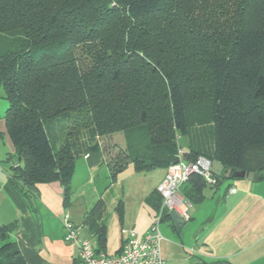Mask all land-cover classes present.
<instances>
[{
	"label": "trees",
	"instance_id": "trees-1",
	"mask_svg": "<svg viewBox=\"0 0 264 264\" xmlns=\"http://www.w3.org/2000/svg\"><path fill=\"white\" fill-rule=\"evenodd\" d=\"M0 89L9 184L32 211L38 184L66 204L76 161L100 149L112 180L167 169L190 125L187 162L264 180V0H0ZM15 228L0 225V264H26Z\"/></svg>",
	"mask_w": 264,
	"mask_h": 264
},
{
	"label": "crops",
	"instance_id": "crops-1",
	"mask_svg": "<svg viewBox=\"0 0 264 264\" xmlns=\"http://www.w3.org/2000/svg\"><path fill=\"white\" fill-rule=\"evenodd\" d=\"M179 138V157L187 161L194 147ZM128 140L121 133V150ZM13 152L0 117V225L16 226L10 239L26 264H78L76 246L64 240L65 214L95 252L115 257L131 232L138 237L147 232L160 208L156 188L166 168L144 171L128 164L112 180L100 149L76 161L66 204L59 182L38 184L32 211L9 184L5 160ZM180 193L190 199L189 219L177 229L170 215H164L159 226L163 264H264V180L207 184L199 196H193L188 181Z\"/></svg>",
	"mask_w": 264,
	"mask_h": 264
},
{
	"label": "built area",
	"instance_id": "built-area-1",
	"mask_svg": "<svg viewBox=\"0 0 264 264\" xmlns=\"http://www.w3.org/2000/svg\"><path fill=\"white\" fill-rule=\"evenodd\" d=\"M212 162L205 157H197L194 161H179L170 165L166 174L157 186L156 191L161 197V205L147 232L138 237L131 232L115 257L103 252H95L90 242L80 237V226L74 225L67 214L63 216L62 225L64 240L76 246L78 250V264H163L161 258L160 223L165 214L175 212L182 220L189 219L190 202L181 193V186L193 175L201 176L208 185H215V176L212 173ZM234 193L235 190H230Z\"/></svg>",
	"mask_w": 264,
	"mask_h": 264
},
{
	"label": "water",
	"instance_id": "water-1",
	"mask_svg": "<svg viewBox=\"0 0 264 264\" xmlns=\"http://www.w3.org/2000/svg\"><path fill=\"white\" fill-rule=\"evenodd\" d=\"M182 161H186V158H183ZM212 173L214 176H222L225 179L246 178L247 180L256 181L258 177L257 173H245L243 171H235L232 173L230 169H226L224 171L222 164H220L219 162H213ZM169 215L172 218L176 228L180 229L184 224V220H182L175 212H171Z\"/></svg>",
	"mask_w": 264,
	"mask_h": 264
},
{
	"label": "rangeland",
	"instance_id": "rangeland-1",
	"mask_svg": "<svg viewBox=\"0 0 264 264\" xmlns=\"http://www.w3.org/2000/svg\"><path fill=\"white\" fill-rule=\"evenodd\" d=\"M7 107H8V103L3 97L2 89H0V117H3L4 112L6 111ZM69 126H71V124H69ZM199 131H200V128H195V126L190 125V134L187 137L180 136L179 142L182 143L186 139H189L191 141V143H192V141H196L197 137L200 134ZM120 142H121V133L120 132L114 133L113 135H111L110 140H108V144L111 145L112 143H114L118 147L120 146ZM6 166H7V168H9L10 164L6 163Z\"/></svg>",
	"mask_w": 264,
	"mask_h": 264
}]
</instances>
